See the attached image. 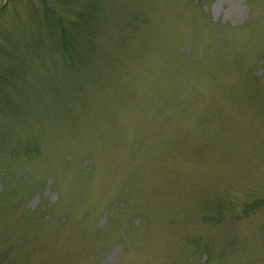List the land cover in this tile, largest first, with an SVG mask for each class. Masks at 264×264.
<instances>
[{
    "label": "rangeland",
    "instance_id": "374dc122",
    "mask_svg": "<svg viewBox=\"0 0 264 264\" xmlns=\"http://www.w3.org/2000/svg\"><path fill=\"white\" fill-rule=\"evenodd\" d=\"M0 264H264V0H0Z\"/></svg>",
    "mask_w": 264,
    "mask_h": 264
}]
</instances>
